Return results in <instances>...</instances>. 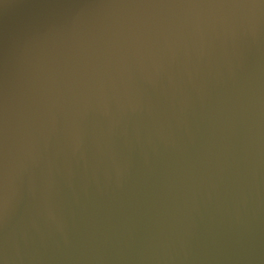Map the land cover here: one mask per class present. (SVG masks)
Segmentation results:
<instances>
[{
    "label": "water",
    "instance_id": "1",
    "mask_svg": "<svg viewBox=\"0 0 264 264\" xmlns=\"http://www.w3.org/2000/svg\"><path fill=\"white\" fill-rule=\"evenodd\" d=\"M0 264H264V0H0Z\"/></svg>",
    "mask_w": 264,
    "mask_h": 264
}]
</instances>
